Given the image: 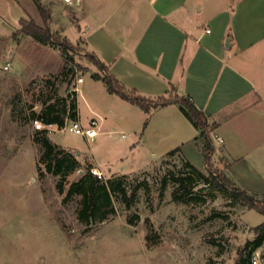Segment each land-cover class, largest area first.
Instances as JSON below:
<instances>
[{"label":"rangeland","instance_id":"obj_1","mask_svg":"<svg viewBox=\"0 0 264 264\" xmlns=\"http://www.w3.org/2000/svg\"><path fill=\"white\" fill-rule=\"evenodd\" d=\"M39 1L51 12V30L77 47L66 57L59 47L40 45L21 34L22 19L46 27L34 0H0V264H237L247 245L253 247L264 215L183 169L190 162L185 154L189 152L190 163L209 176L204 144L198 141L201 150L188 149L181 125L166 131L168 127L156 124L164 131L158 138L154 129L146 130L149 116L136 133L130 124L108 117L90 143L68 131L47 132L54 144L76 158L79 169L67 177L65 194L57 188L60 177L43 166L44 174H39L43 148L35 141L33 114L47 113L54 105L55 114L63 117L65 103L69 107L74 100V120L80 112L82 126H89L94 115L90 100L79 97L84 85L78 80L99 72L79 42L77 0ZM65 59L74 73L62 76ZM214 143L217 153L220 145ZM216 153L212 170L230 178L223 157ZM95 164L106 175L103 180L123 179L128 201L114 194V214L88 225L78 219L80 198L63 200L71 184L89 166L97 168ZM181 171L180 176L192 178L186 180L192 195L176 202L177 185L168 179L164 188L162 181ZM232 181L251 195H264L263 185ZM256 261L264 264V245L254 251L252 264Z\"/></svg>","mask_w":264,"mask_h":264},{"label":"crops","instance_id":"obj_2","mask_svg":"<svg viewBox=\"0 0 264 264\" xmlns=\"http://www.w3.org/2000/svg\"><path fill=\"white\" fill-rule=\"evenodd\" d=\"M77 5L79 42L88 52L143 96L159 98L175 88L189 98L224 139L215 153L230 178L264 186V0H77ZM102 84L90 73L79 87L90 112L102 118L101 129L112 117L136 133L149 116L146 130L154 129L158 138L164 131L156 124L166 131L181 125L184 145L201 150L195 141L199 130L178 105L147 115L119 102Z\"/></svg>","mask_w":264,"mask_h":264},{"label":"trees","instance_id":"obj_3","mask_svg":"<svg viewBox=\"0 0 264 264\" xmlns=\"http://www.w3.org/2000/svg\"><path fill=\"white\" fill-rule=\"evenodd\" d=\"M34 2L41 13L46 27L37 25L33 20L22 19L20 21V33L31 37L40 45L57 46L62 50L64 56L69 57V53L74 52L77 46L70 43L67 39H60L61 36L51 30L49 26L52 18L51 12L45 9L39 0H34ZM88 57L99 69L98 73L91 76L93 80L102 81L110 94L116 95L128 103L138 106L147 115H150L154 110L168 105H178L187 120L200 132L199 136L195 138V141L204 144L203 153L207 170H209V176L200 172L190 162H186L183 169L196 174L200 179L204 180L206 184L222 192L229 193L234 200L241 201L249 209L264 215V195H262V198H258L257 195H251L238 187L228 176L212 170L211 167L213 165L211 161L215 153L212 140L214 125L208 122L207 116L201 112L189 98L179 96L175 88H171L167 96L159 98L143 96L136 90L126 88L94 54L90 53ZM70 59L73 61L72 57ZM69 61L70 60L65 59V66L61 73L62 76L74 73L73 69L69 70ZM171 92L177 93L178 96L170 98L169 95ZM55 113V106L49 105L47 107V113L42 115L34 113L32 119L34 121H42L44 124H57L62 126L67 118L74 120L78 117L77 103L73 100L69 107L67 103H65L63 117ZM46 133V131H36L35 134V141L43 148V153L39 160V174H44V170L41 168V166H43L45 172L60 177L57 188L60 194H65L67 177L79 169V162L70 152L54 144L46 136ZM179 150L180 149L174 150L168 155H173ZM91 168L92 166H89L88 172L78 181L71 184L63 200L64 203H68L73 197H79L80 207L78 210V219L88 225L96 223L97 221L103 222L108 220L109 216L114 214V194L120 195L123 201H128V194L125 187L126 183L123 179L105 181L92 174ZM182 173L183 171L178 174L172 173L164 177L162 181L164 188L168 184V179H171L173 184L177 185L173 192V197L176 202H180L192 195L191 184H186V180L192 178L180 176ZM256 232L258 233V237L254 241L253 247L249 249L250 246L249 244L247 245L245 250L241 253L237 264H252V255L254 251L264 245V223L256 228ZM261 232L263 233L261 234Z\"/></svg>","mask_w":264,"mask_h":264},{"label":"built area","instance_id":"obj_4","mask_svg":"<svg viewBox=\"0 0 264 264\" xmlns=\"http://www.w3.org/2000/svg\"><path fill=\"white\" fill-rule=\"evenodd\" d=\"M67 3H71L72 0H66ZM209 32V31H208ZM83 80L79 79L78 83H82ZM78 91V90H77ZM101 121L102 118L100 116H95L89 126L84 127L82 126L80 120H69L66 119L64 125L59 126L57 124H44L42 121H35L34 126L37 131H46V132H60V131H68L71 133H75L78 135H81L87 139V141L94 142L95 139L99 136L100 134V129H101ZM212 140L217 142L218 145L222 146L224 144V139L220 137L217 133H212ZM92 173L97 176L98 178L103 179L104 175L103 173L98 169V168H93ZM258 262H254V264H257Z\"/></svg>","mask_w":264,"mask_h":264},{"label":"water","instance_id":"obj_5","mask_svg":"<svg viewBox=\"0 0 264 264\" xmlns=\"http://www.w3.org/2000/svg\"><path fill=\"white\" fill-rule=\"evenodd\" d=\"M77 155H79V152H77Z\"/></svg>","mask_w":264,"mask_h":264}]
</instances>
